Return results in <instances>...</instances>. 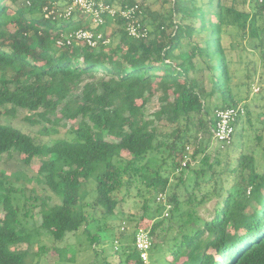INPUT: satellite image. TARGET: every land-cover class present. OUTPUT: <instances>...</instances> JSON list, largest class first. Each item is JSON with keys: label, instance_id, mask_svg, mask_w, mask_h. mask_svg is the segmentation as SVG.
Segmentation results:
<instances>
[{"label": "trees", "instance_id": "16d2710c", "mask_svg": "<svg viewBox=\"0 0 264 264\" xmlns=\"http://www.w3.org/2000/svg\"><path fill=\"white\" fill-rule=\"evenodd\" d=\"M18 1L0 0V106L37 113L27 119L44 126L32 134L0 122V158L17 152L26 165L43 158L40 178L61 201L52 204L51 195L44 196L40 227L56 241L82 229L95 249L107 231L99 228L92 234L89 227L104 219L113 241L120 242L116 254L124 255L125 263L144 264L134 245L135 234L139 227L150 226L153 262L157 253L161 264H264L263 121L253 124L245 106L246 115L236 127L246 120L237 134L244 137L247 128L250 146L245 149L246 143L237 144L238 155L234 162L228 159L223 169L217 170L221 161L212 160L208 152L215 110L238 104L233 92L235 75L223 43L227 27L238 21L242 35L251 38L252 48L260 49L264 58V0H243L244 6L254 2L253 11L239 9L238 0H173L168 18L160 15L156 24L144 16L146 39L129 36L123 20L108 19L97 30L114 22L118 37L95 48L81 42L56 44L70 24L88 26L78 18L62 22L46 18L43 7L49 0H29L30 7L41 11L40 16L28 17L18 9V18L12 22L9 17L14 11L8 2ZM134 3L143 8L144 0L122 4ZM195 35L200 40L194 43ZM183 39L188 46L180 54L191 55L176 63L174 53L183 46ZM197 57L205 68H198ZM99 73L103 76L94 78ZM161 77L176 101L169 110H157L140 120L136 104L149 103L154 96L151 84ZM216 93L219 102H214ZM58 114L65 126L76 123L61 137H56L59 129L54 123ZM160 123L169 130H160ZM44 135L51 137L50 144L40 138ZM188 146L193 159L201 156V164L194 169L195 187L201 184L198 177L207 174L204 182L214 183V188L203 195L196 190H187L183 197L176 191L168 195L170 176L180 166L177 155L182 158ZM164 149L168 150L165 157ZM159 154L160 163L151 168V157ZM178 179L184 183L183 174ZM90 181L94 184L92 199L86 187ZM12 184L1 170L0 264H26L27 257L35 253L32 231L21 214L26 215L30 207L16 201ZM160 192L167 193L173 205L167 227L157 219L163 215V206L152 197ZM212 194L219 199L216 214L205 220L197 208ZM127 197L138 198L141 214L116 211ZM89 209H100V218ZM119 219L118 226L108 224ZM152 219L156 221L150 224L147 220ZM25 244V249L17 248Z\"/></svg>", "mask_w": 264, "mask_h": 264}, {"label": "rangeland", "instance_id": "374dc122", "mask_svg": "<svg viewBox=\"0 0 264 264\" xmlns=\"http://www.w3.org/2000/svg\"><path fill=\"white\" fill-rule=\"evenodd\" d=\"M124 1L129 0H114L113 4L116 6L123 5L122 3ZM172 1L173 0H144L143 9L145 17L147 18L150 16L153 20H155L156 24L159 22L160 15L168 18L171 15V8L173 6ZM238 1L239 3H237V7H239V9L245 8L247 10L253 11L252 6L254 5V2L252 5L247 3V6H244L243 0ZM8 4L11 5L14 11V13L9 17V20L12 22L18 18V9L24 12L28 17L31 15L40 16L41 14V11H39L38 8L30 7L26 4L25 0H19L16 4H11L8 2ZM76 18L85 21L88 27H96L92 22L85 20L81 16H76L73 20ZM62 21L63 20H61V22ZM176 21H178V19H176ZM10 28L14 29L15 24L11 23ZM102 32H104L105 35L113 41V39L118 37V26L113 22L111 25L104 27ZM199 40L200 37L195 35L193 42L195 43V41ZM182 43L183 46L174 53L173 59L176 63L185 60L186 57L191 55V52L182 55L180 54L181 50L187 49L188 40L183 39ZM223 43L228 48V56L231 60V67L235 75L233 84L235 98L237 99L238 103L245 105L251 112L254 121L253 124H260L259 121H263L262 124L264 125V58L262 57L260 49L252 48L251 38H245L242 35V29L239 27L238 21L235 23L233 22L229 27H227V32L223 39ZM106 51H109V47L106 49ZM194 61L197 63L198 68H205V63L202 59L197 57L194 58ZM161 72L162 71H155L156 74H161ZM189 74L191 77H195L196 75L194 71H191ZM12 75L13 71L10 69L8 76L11 77ZM102 76L103 74L99 73L94 75V78H99ZM164 80L165 79L161 77L156 79V81L151 84L154 90V96L147 105L143 106L141 101L137 102V116L140 118V120H143L146 117H152L154 112L157 110H169L171 105L176 101V97L173 94L171 87L163 86ZM206 86L208 90H211L210 83H206ZM219 100L220 95L216 93L214 96V102H219ZM35 116H37V113L29 112L28 110L17 109L12 111L8 107L0 106V122L16 126L27 133L38 134L44 126L43 124L33 125L27 119ZM244 121L246 124V120L243 119V122H241L240 125L236 127L233 143L229 146L221 148L220 145L216 143L214 139H212L208 152L211 154L212 160L216 158L220 159L221 165L217 166V170L223 169L228 159L231 162H234L236 156L238 155L237 144L243 142L244 144L246 143L244 146L245 149L250 146V144L246 142V134L248 133L247 128L244 131V137H240L237 134V132L242 128ZM54 123L59 129V133L56 135V137L64 136L69 128L76 126V123L73 121L68 122V124L65 126L60 114L54 118ZM47 126L50 125L47 124ZM159 126V129L162 131L166 132L169 130V128H165L163 126V123H160ZM40 138L45 142H49V144L51 143L50 136L44 135ZM167 154L168 150L164 149L163 157L167 156ZM190 156V166L181 171L176 170V174L170 176V188L168 195L176 191L181 197H183L187 190L189 192L196 190L199 195H203V193L206 191L212 190L214 188V183L211 182V184H209V182H207L206 184L204 182L207 178V174H203L198 177L201 184L199 183L200 187H195L196 174L194 169H197L201 164V156L199 155L197 158L193 159L192 148H190ZM159 157L160 154L151 157V168L157 166L158 163H160ZM180 157L181 156L177 155V161H180ZM42 160L43 158L36 157L30 165H26L22 162L17 152H12L10 156L4 154L0 158V171L3 170L8 174L9 179L13 183L11 186H14L17 190L16 194L18 199L16 201H18L21 205L27 203V207H30L26 215L23 213L21 214L23 222L26 224L27 228L32 231L33 244L31 250L35 253V255L27 257L26 264H135L134 261L125 263L124 255L120 257L116 254L120 242L118 240L113 241V232L110 231L111 229L108 228L106 224L107 222L104 219H101L98 223H93L89 227L92 234H95L99 228L105 229V231H107L104 233L101 243L96 244L95 249L91 247L90 240L82 229L76 233H69L64 238V240L56 241L48 230L40 227L42 221L40 204L42 203L44 196L50 194L52 197V204L59 203L61 201L60 197L52 192L40 178L38 170ZM208 173H210V171ZM180 174L184 175V183H180L178 179ZM176 185H178V187ZM86 187L91 192L89 199H92V192L94 189L93 181L88 182ZM3 191L4 189L2 185H0V193ZM156 196L157 194L153 195L152 197H155L156 200ZM137 199L138 198L127 197L126 201L121 203L117 207L116 211L119 212L124 209L125 215L131 216L141 214V203H138ZM218 200L219 199L216 194H212L210 200L205 201L198 206V215L205 220L213 219L216 214ZM89 211L100 218V209H89ZM173 213L174 211L172 210L170 216H172ZM157 219L163 220L165 227H167L170 221V217L165 218L162 215L158 216ZM147 221L152 224L156 220L152 219ZM120 223L121 220L119 219L116 221H109L108 224H115V226H118ZM120 226H123V224ZM26 247L27 245L25 244L20 245L17 248L25 249ZM152 252L153 251L150 250V259L146 264H161V262H159V260L161 261L160 255L157 253L153 255L154 258H157L155 262H153ZM120 258L123 260L122 262H120Z\"/></svg>", "mask_w": 264, "mask_h": 264}, {"label": "built area", "instance_id": "2783aa9c", "mask_svg": "<svg viewBox=\"0 0 264 264\" xmlns=\"http://www.w3.org/2000/svg\"><path fill=\"white\" fill-rule=\"evenodd\" d=\"M30 6V1H26ZM44 16L60 22L73 20L76 16H81L85 20L92 22L96 27H75L65 31L57 40L58 46H70L75 42H81L92 48L100 44L109 45L111 39L104 32L98 31V27L106 24L108 19H121L125 24L129 36L135 39H146L148 29L143 26L145 16L144 9L138 4H123L116 6L108 0H49L43 7ZM258 90V88H257ZM246 115L245 105L238 103L228 107L217 108L214 112L215 126L213 129V139L225 148L233 143L236 124ZM187 153L180 160V166L177 171L184 170L191 161L190 147H187ZM156 201L163 206V217L168 218L171 215L173 205L168 200L165 192H160L156 196ZM134 245L139 252L140 258L144 264L150 259V250L152 248L151 228L141 226L135 234Z\"/></svg>", "mask_w": 264, "mask_h": 264}, {"label": "crops", "instance_id": "0c3cea01", "mask_svg": "<svg viewBox=\"0 0 264 264\" xmlns=\"http://www.w3.org/2000/svg\"><path fill=\"white\" fill-rule=\"evenodd\" d=\"M86 26H87V23L84 21L83 22ZM112 23H110V24H108L107 26H109V25H111ZM106 26V27H107ZM76 26H75V24L73 23V24H70L68 27H66V30L65 31H67V30H70V29H73V28H75Z\"/></svg>", "mask_w": 264, "mask_h": 264}]
</instances>
